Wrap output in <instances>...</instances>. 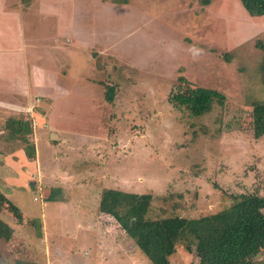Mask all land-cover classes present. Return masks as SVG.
Segmentation results:
<instances>
[{
  "label": "rangeland",
  "instance_id": "374dc122",
  "mask_svg": "<svg viewBox=\"0 0 264 264\" xmlns=\"http://www.w3.org/2000/svg\"><path fill=\"white\" fill-rule=\"evenodd\" d=\"M28 1L0 0V157L13 154L0 158V192L17 209L0 206L15 229L0 240V264H151L99 212L104 188L150 194L152 219L264 196V136L247 120L250 102L264 101V16L237 0ZM51 43L60 47L41 56ZM179 76L222 93L224 106L199 118L174 107ZM26 162L34 170L14 183ZM260 249L254 264H264ZM196 263L183 243L168 259Z\"/></svg>",
  "mask_w": 264,
  "mask_h": 264
},
{
  "label": "trees",
  "instance_id": "16d2710c",
  "mask_svg": "<svg viewBox=\"0 0 264 264\" xmlns=\"http://www.w3.org/2000/svg\"><path fill=\"white\" fill-rule=\"evenodd\" d=\"M237 1L249 17L264 16V0ZM115 2L125 4L126 0ZM209 3L210 0H201L204 6ZM255 47L262 54L258 71L264 85V43L257 42ZM224 60L229 61L227 57ZM107 91L105 100L111 102L112 88ZM168 101L190 116L199 118L216 106L222 108L226 98L214 89L196 86L179 76ZM247 120L249 133L255 139L263 137L264 101L250 102ZM7 123L15 133L23 129L17 120L9 119ZM54 192L51 190L47 201L57 200ZM152 201L150 194L104 188L98 205L99 212L113 218L151 264H168L175 246L180 243L184 244L185 251L194 253L196 264H254L260 248L264 246V196H232L229 207L194 219L182 216L152 219L149 217ZM4 204L5 198L0 192V206ZM11 237L12 229L0 219V240L8 242Z\"/></svg>",
  "mask_w": 264,
  "mask_h": 264
},
{
  "label": "crops",
  "instance_id": "0c3cea01",
  "mask_svg": "<svg viewBox=\"0 0 264 264\" xmlns=\"http://www.w3.org/2000/svg\"><path fill=\"white\" fill-rule=\"evenodd\" d=\"M17 1V4H18V6L17 7H19L18 9H21V6H20V0H16ZM23 2L24 1H26V5L29 3V1L28 0H22ZM32 1H34V0H32ZM31 5V4H30ZM27 8H29V6L28 7H26V8H24V10H26ZM21 10H23V9H21ZM48 47L44 50V51H42V54H41V56L43 55V57L44 56H46V54H44V52H48V50L49 51H52V49H55V48H57V47H60V45L58 44V43H51L50 45H47ZM41 58V57H40ZM49 58V61H50V64L49 63H46V66H50V67H52V69H53V64H52V58L55 60V56H52V58L51 57H48ZM47 68V67H46ZM36 69V68H35ZM37 70V69H36ZM42 72H43V70H41ZM28 75H29V72H28V69H27V71H26V73H24V77H25V79L26 78H28ZM31 76H35L36 77V79H38L39 77H43V75H41L39 72H37V73H34V72H32L31 71V74H30ZM30 76V77H31ZM12 155L13 154H10V155H8V158L7 157H0V158H2V160H4V163L7 165V163H8V159H9V161L10 162H12L13 163V160H12ZM22 155V154H21ZM26 155H28L29 156V154L28 153H26L25 152V156ZM22 157V159H23V155L21 156ZM26 158L27 159H29V160H31V158L30 157H27L26 156ZM25 158V159H26ZM1 159H0V163H1V161H2ZM26 164H27V162H26ZM5 165V167H7ZM1 168H3V167H1ZM10 168H11V166L10 167H8V169L10 170ZM25 168V170L23 169V167L21 168V166H19L18 165V170H19V174H17V175H15L16 176V179L15 178H10L12 181H14V183H18V184H23V182L24 181H26V179L28 178V175L29 174H31V172L34 170V167L32 166V165H26V167H24ZM12 169V168H11ZM8 175H9V172L7 173ZM5 180H7V178H5ZM6 183H8V182H6ZM4 196V195H3ZM5 198V197H4ZM9 200H6L5 199V204L7 203V205H6V208H7V210L9 211V210H11L12 212H13V210H17L16 208H12V204L11 203H9L8 202ZM9 203V204H8ZM5 204H4V206H5ZM10 216L11 217H13L14 218V215L13 214H10ZM1 219V218H0ZM2 220V219H1ZM3 221V220H2ZM19 224H21V222H22V219H20V218H18L17 220H16ZM4 222V221H3ZM5 223V222H4ZM7 224V223H6ZM8 225V224H7ZM9 226V225H8ZM11 229H12V235H13V231H15V229H14V227H12L11 225L9 226Z\"/></svg>",
  "mask_w": 264,
  "mask_h": 264
},
{
  "label": "water",
  "instance_id": "95a60500",
  "mask_svg": "<svg viewBox=\"0 0 264 264\" xmlns=\"http://www.w3.org/2000/svg\"><path fill=\"white\" fill-rule=\"evenodd\" d=\"M53 137H55L57 139L56 134H51L50 139L51 138L53 139Z\"/></svg>",
  "mask_w": 264,
  "mask_h": 264
}]
</instances>
